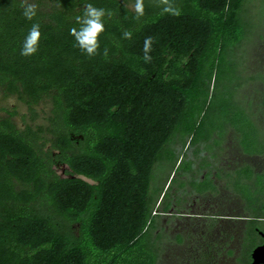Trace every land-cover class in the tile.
<instances>
[{
	"label": "trees",
	"instance_id": "1",
	"mask_svg": "<svg viewBox=\"0 0 264 264\" xmlns=\"http://www.w3.org/2000/svg\"><path fill=\"white\" fill-rule=\"evenodd\" d=\"M136 2L0 0V93L30 114L19 127L18 108L0 107V264L158 263L159 183L178 147L206 141L197 117L206 118L217 61L253 27L247 0H167L179 15L160 14L165 0H143L142 16ZM27 3L36 6L31 21ZM87 3L111 12L92 57L70 35ZM33 23L38 50L23 57ZM231 114L215 115L247 136L246 120Z\"/></svg>",
	"mask_w": 264,
	"mask_h": 264
},
{
	"label": "flooded vegetation",
	"instance_id": "2",
	"mask_svg": "<svg viewBox=\"0 0 264 264\" xmlns=\"http://www.w3.org/2000/svg\"><path fill=\"white\" fill-rule=\"evenodd\" d=\"M239 71L245 78L241 62ZM258 80L257 88L246 97L248 99H242L240 90L251 81L249 79H244L236 87V96L233 98L234 103L243 106L247 113H242V116L233 111L231 116L246 120L250 128L248 135L232 125L222 124L219 128L224 133L222 139L226 140V144H206L204 193L199 194L197 191L201 189L195 188L199 186L190 182L189 178L195 173L184 168L181 160L166 190L156 195L153 214L157 222L155 235L161 237L160 246L163 244V217L171 216L173 220L170 221L175 222L177 228L175 245L181 246L177 243L178 238L184 244L181 247L189 245L187 248L192 254L187 260L192 264H227L230 259L238 263L244 245L253 243L255 238L260 240L256 247L264 244V74L259 75ZM249 119L253 126L249 124ZM214 135L216 137L217 133ZM244 139L248 140L247 145ZM253 140H256L255 147L260 146L255 152L251 143ZM179 178L181 183L177 181ZM193 190L197 193H192ZM168 202L170 207L165 210ZM198 227L201 230V242L196 245L187 240L185 233H194ZM187 260L184 264H187ZM165 261L166 264L178 263L173 259ZM162 263L159 257L157 264Z\"/></svg>",
	"mask_w": 264,
	"mask_h": 264
},
{
	"label": "rangeland",
	"instance_id": "3",
	"mask_svg": "<svg viewBox=\"0 0 264 264\" xmlns=\"http://www.w3.org/2000/svg\"><path fill=\"white\" fill-rule=\"evenodd\" d=\"M247 1L248 8L250 9V14L246 16V20L250 23L251 27H253L252 32L246 39V41L242 44V46L238 48V51L236 53L232 52L229 55L222 56L217 61L216 69L213 74V81L210 87V100L208 108L204 112V114H206V118H204V115L197 117L198 120L206 119L204 120L205 128L206 126L210 127L213 125L222 126V123L223 125H225L224 122L220 124L217 121L218 116L215 115L225 108H229L231 111H235L236 114H240L242 116V113H247L243 106H240L239 103H234L233 98L236 96V87L240 86V84L244 82V79H249L252 81L247 82L248 84L246 83L247 85L245 84L243 89L240 90L242 99H245L246 97H249L254 88H257L259 75L264 74V0ZM240 62L242 64V70L245 78H242V76L240 75ZM243 102L245 103V100H243ZM0 107L8 108L10 111L15 107L18 108L17 110L20 115L16 116L14 118V121L19 127L23 126L21 116L27 115V120H29L30 118V114L28 113L26 106L18 102L15 97L6 99L5 96L0 93ZM48 108V104H46L45 102L38 107V110L41 113V118L39 119L40 123L43 122L44 117V113H42L43 111L41 112V110L48 111ZM202 133L204 132L202 131ZM246 141L248 140L244 139V143L247 145ZM255 141L256 140L251 141L252 146L254 147V152L255 150H259L258 148H260V146L257 145L258 143L256 144L258 147L254 146ZM190 163L191 162L185 159L183 167L188 169L189 167H191L192 163ZM65 169H67V167L63 166V168L60 169L58 173L64 175ZM161 172L163 173L164 171ZM189 179L192 180L191 178ZM177 181L181 183L180 178ZM249 196L253 195L250 194ZM163 218V244L159 247V255L163 261L162 264H166V259H168V261L169 259H173L175 260V263L178 262L177 264H184V262L189 259L188 257H190L192 254L187 248L189 245L181 247L184 244L181 243L182 239L180 238L177 239V243L181 246L175 245L174 235L175 231L177 230L176 224L175 222L170 221L173 220L171 216H165ZM167 219H169V221H166ZM201 224L202 222L199 223V226H201ZM200 231L201 230L199 229V227L194 233L187 231V233H185V235L187 236V240L193 241L197 245L198 242H201L199 237ZM259 242L260 240L258 238H255L253 243H249L245 246V249L242 250L241 260H239L238 263L235 260L230 259L228 260L227 264H251V252L259 244ZM189 263L192 264V262L187 260V264Z\"/></svg>",
	"mask_w": 264,
	"mask_h": 264
},
{
	"label": "clouds",
	"instance_id": "4",
	"mask_svg": "<svg viewBox=\"0 0 264 264\" xmlns=\"http://www.w3.org/2000/svg\"><path fill=\"white\" fill-rule=\"evenodd\" d=\"M135 11L137 16H142L144 12L143 0H137L135 5ZM36 6L31 3H27L23 6L22 16L26 20H33L36 16ZM161 15L172 14L179 15V10L172 6L165 0V4L161 9ZM111 15V12H106L103 7H96L92 3H87L83 9L82 14L75 17V21L78 27H74L70 30V35L73 37L74 46L77 47L85 55L92 57L97 55L100 47L99 38L101 34L105 32V16ZM132 32L125 31L123 33L124 39H131ZM41 38L40 24L33 23L28 30L27 34L23 38V42L20 48V55L23 57H31L36 54L38 50L39 41ZM152 39L148 37L144 40L143 45V57L144 63L151 61L150 56ZM107 50L104 51V55L107 56Z\"/></svg>",
	"mask_w": 264,
	"mask_h": 264
},
{
	"label": "crops",
	"instance_id": "5",
	"mask_svg": "<svg viewBox=\"0 0 264 264\" xmlns=\"http://www.w3.org/2000/svg\"><path fill=\"white\" fill-rule=\"evenodd\" d=\"M217 118H218L217 121H221L219 116ZM248 121L247 122L253 126L251 120L249 119ZM200 122H201V120H200ZM202 131L206 134V141L203 142V144L198 145V146H191L189 144V141H188L185 146L178 147V149L176 150L180 154L178 156L176 166L178 165V163L183 158L187 159L189 162L192 163V164L190 163L191 167H189L188 169L190 171H192L193 173H195L194 174L195 176H193V177L191 176L192 180L190 182L192 184L194 183V185L199 186L200 189L202 188V190L198 189L197 192H199V194L204 193V189H203L202 185H204L205 181H206V173H205V171H206V144L216 145V146H219L221 144H224V145L226 144V140L222 139L224 136V133H223V131H221V128H219V125L218 126L213 125L210 127L206 126V128H205L204 124H203V127H201V132ZM216 133H217V135L215 137L214 134H216ZM213 138H214V140H213ZM202 160H203V162H202ZM187 164H189V163H187ZM172 176H173V172L171 173L169 179L166 180V182L159 183V185L161 187L160 191L163 192L166 190V188L168 187V185L170 184V182L172 180ZM187 176H189V175H187ZM200 180H202V181H200ZM203 180H205V181L203 182ZM156 183H157V180H156ZM197 192H196V190L192 191V193H197Z\"/></svg>",
	"mask_w": 264,
	"mask_h": 264
},
{
	"label": "water",
	"instance_id": "6",
	"mask_svg": "<svg viewBox=\"0 0 264 264\" xmlns=\"http://www.w3.org/2000/svg\"><path fill=\"white\" fill-rule=\"evenodd\" d=\"M264 237V235H263ZM251 264H264V244L254 248L251 252Z\"/></svg>",
	"mask_w": 264,
	"mask_h": 264
}]
</instances>
